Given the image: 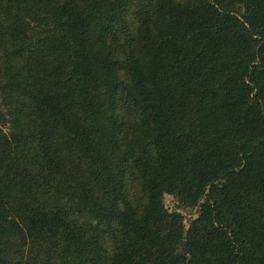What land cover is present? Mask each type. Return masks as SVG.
<instances>
[{"label":"trees","instance_id":"trees-1","mask_svg":"<svg viewBox=\"0 0 264 264\" xmlns=\"http://www.w3.org/2000/svg\"><path fill=\"white\" fill-rule=\"evenodd\" d=\"M0 264H264V0H0Z\"/></svg>","mask_w":264,"mask_h":264},{"label":"rangeland","instance_id":"rangeland-1","mask_svg":"<svg viewBox=\"0 0 264 264\" xmlns=\"http://www.w3.org/2000/svg\"><path fill=\"white\" fill-rule=\"evenodd\" d=\"M163 201L166 208L181 212L186 226L188 225L190 220L196 216V209L182 206L179 202H177L176 198L172 195L169 194L164 195Z\"/></svg>","mask_w":264,"mask_h":264}]
</instances>
